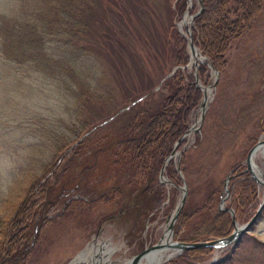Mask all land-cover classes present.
<instances>
[{
    "label": "rangeland",
    "instance_id": "obj_1",
    "mask_svg": "<svg viewBox=\"0 0 264 264\" xmlns=\"http://www.w3.org/2000/svg\"><path fill=\"white\" fill-rule=\"evenodd\" d=\"M180 4L179 0H99L102 6L97 7L98 19L91 30L96 37V50L76 62L83 71L79 87L73 84L68 88L61 84V79L34 70L32 65L7 60L0 40V256L5 254L2 248L16 252L25 244L28 247L15 263L6 264H72L100 243L110 249V262H104L102 255L99 264H127L146 259V253L160 248L157 245L164 240L197 243L220 238L212 233L204 240H187L198 227L207 231L211 225L202 221L196 225L187 218L197 206L206 205V197L214 195L216 187L226 181L237 163L243 164L258 140H264V1L248 30L226 45V64L221 73L216 69L219 77L215 86V73L201 62L196 67L188 45V64L176 63L179 23L185 16L182 29L188 34V18L197 14L200 0H193L192 4L185 0L183 7ZM23 11L21 0H0V16L22 18ZM88 42L84 43L86 48L90 47ZM202 65L207 66L205 75L199 74ZM178 69L186 72L185 82L190 75L194 77L190 84L198 87L202 95L205 87L208 107L204 119L199 122L203 95L188 125L200 127V131L188 133L185 143L177 146L179 155H173L166 164L162 177L161 166L157 187L164 195L159 200L152 195L139 210L128 209L123 199H114L113 179H119L125 199L142 184H134L135 177L126 175L124 170L116 172L118 168L113 167L111 145L118 128L128 124V116H119L127 111L130 98L145 95L150 89L156 93L150 101L155 106L167 93L162 89L167 75ZM79 91L83 92L80 96ZM117 107V114L97 124L87 147L71 157L70 143L82 134L84 125L114 114ZM195 135H200L198 144ZM182 154L186 155L187 172L180 168ZM58 156L60 162L56 164ZM88 163L94 166L84 172ZM171 163L182 184L167 176ZM254 163L264 175V156L258 154ZM49 168L50 175L53 169H60L44 189ZM184 184L185 205L175 218L172 236L162 240L181 203L183 191L179 188ZM256 185L258 200L245 206L240 220L235 219L239 224L249 222L264 201V186ZM228 194L223 207L231 208L236 215L227 201ZM220 195L224 196L225 190ZM220 199L218 203L216 198L211 200L215 206L211 215L218 213ZM17 225L27 242L17 237L19 234L14 242L9 238ZM261 240L264 241L263 216L249 233L240 237L227 264H248L261 253L257 242ZM224 249L214 250L206 261L191 260L188 264H224L221 262L228 257ZM182 253H166L159 264H176L171 260Z\"/></svg>",
    "mask_w": 264,
    "mask_h": 264
},
{
    "label": "trees",
    "instance_id": "obj_2",
    "mask_svg": "<svg viewBox=\"0 0 264 264\" xmlns=\"http://www.w3.org/2000/svg\"><path fill=\"white\" fill-rule=\"evenodd\" d=\"M179 1L181 3L180 7H183L185 0ZM263 1L202 0L203 12L198 14L194 20L193 40L203 55L208 58L209 63H213L214 68L220 73L226 64L224 61L226 45L230 43L231 38L238 37L248 30L250 22L260 12ZM21 5L25 14L22 18L10 17L9 15L0 16V40L6 59L13 60L18 64L24 62L32 65L34 70L45 71L46 75L56 80L61 79V84H65L68 88V85L73 86V84H77L79 87L82 83L81 74L83 71L79 70L80 67L78 69L79 65L76 66V62L83 55L88 56L96 50L94 48L96 37L91 34V30L93 29L94 20L98 19L97 7L102 6L99 5V0H21ZM85 41L89 43V48L84 45ZM176 41L180 44L175 50L178 54L176 63L187 65L189 61V54L186 51L187 44L181 38V35L176 37ZM207 66L202 65L199 74L205 75ZM184 73L186 72L182 73L178 69L174 76L171 75L170 78L164 81L162 89L167 90V93L155 106H152L150 101L156 93L150 89L145 95L139 94L136 98H130L131 104L135 103L133 105L128 104L129 107L125 109L127 111L119 116H128L126 118L128 124H125L126 126L123 128H118V135H116V139L113 140L114 143L111 145H114L112 150L114 152L113 167L118 168L116 172L124 170L127 173L126 175L135 177L137 182H134V184H142L131 197L125 199L126 194L122 189V185L118 184L119 179H113L116 184L112 187L113 197L115 200L123 199L125 201L124 205L128 209L139 210L143 202L149 200L152 195L157 197V200L164 195L162 189L157 187V175L160 173L162 163L171 155L174 144L180 140L185 131H188L191 115L194 110L199 108L198 105L203 96L198 87L190 84L194 77L189 74V80L185 82L183 79ZM105 86L108 87L107 91H110L109 86ZM81 94L83 92L79 91L77 95L80 96ZM119 108L117 107L114 114L107 115L101 121L99 119L96 123L87 122L84 125L82 134L79 133L75 142L70 143L72 150L69 154L71 157L80 149L87 147L90 138L95 134L97 124L106 122L110 116L118 113ZM109 122L114 123L113 120ZM109 122L107 123L110 124ZM84 135L86 136L83 137ZM195 137L198 144L200 135H195ZM185 141L183 140L179 147ZM59 156L56 164L60 162ZM181 160L180 168L182 171L187 172L186 155L182 154ZM172 163L168 165L167 176L178 185L182 184L183 182L178 178L177 171H175ZM93 166L89 164L84 168V172L88 167ZM56 169H53L51 175V169L49 168V171H47L49 174L44 189H47L51 184V180L57 177L60 168ZM245 170L246 167L243 164L237 163L229 174L228 189H230V192L227 201L231 202V206L237 211L235 219L238 221L240 215L244 211L246 212L248 204L258 200V188L255 180L249 172L245 173ZM36 182L40 183L38 180ZM224 190V183L221 186L219 184L213 193L214 195L210 193L206 197V205H203V207L197 206L195 210L192 209V214L188 215L189 217L187 216L188 220L192 219L196 225H200L202 222L204 224L209 222L211 225L207 231L198 227L192 235L187 237V240H204L212 233L214 237L225 238L233 232V221H231L229 211H223L217 206V214L211 215L210 211L213 208L215 210V206L211 205V200L216 198L218 203V199L221 198L220 194ZM261 216L264 217V212ZM181 220L184 225L185 220ZM25 226L27 227V225ZM19 229H21V226L18 225L12 229L9 238L14 242L16 235L19 234L17 237L24 240L23 242H27L24 236L20 234ZM257 242H259L258 250L261 253L256 257L254 256L248 264H264V241ZM25 245L16 252L11 250L8 252V247L7 249L2 248L3 254H5L0 256V262L3 264L7 262L15 263L18 255L24 253L28 248ZM232 250L231 246L224 249L228 257L221 263L227 264L229 262L233 254ZM213 251L214 249L211 247H208V249H189L171 261L176 264H188L191 260L206 261L212 256ZM6 255L8 256L3 257Z\"/></svg>",
    "mask_w": 264,
    "mask_h": 264
},
{
    "label": "water",
    "instance_id": "obj_3",
    "mask_svg": "<svg viewBox=\"0 0 264 264\" xmlns=\"http://www.w3.org/2000/svg\"><path fill=\"white\" fill-rule=\"evenodd\" d=\"M188 1H190L191 4L193 3V0H188ZM201 3H202V0H200V8H199L197 14L193 15V16L190 15L189 24H191V25L190 26H186L187 27L186 30L189 33L188 34L184 33L182 29L181 30L179 29V27H178V30H179V32L182 35L181 37L187 43V45H188L187 48H189L190 52H192L197 58V60L194 62V64H196V67H198L199 66L198 63L201 62V63L207 64L209 66V69H211L212 72L215 73L216 77H215V80L213 82V84L215 86L216 85L215 83L217 82V78L219 77V73L214 68V64L213 63H211V62L207 63L206 62V57H203V54L200 52V50L196 48L197 45H196V43L193 42V37H192L193 36V32H192L191 28H192V25H194V22H193L194 18L198 14L203 12L202 11L203 7H202ZM184 18H185V16L183 17V19L181 20L180 23H182ZM201 57H203V59H200ZM175 69L177 70V68H175ZM174 70L171 71L167 75L166 79H168L171 75H173V73L175 72ZM202 90H203L204 98H202V102H201L202 113L200 115L201 116V118L199 120L200 123H202V119H204V111L208 107L207 102H206L207 96L205 95V91H206L205 87L202 88ZM132 104H134V103H132ZM198 131H200V127H198V129H196V127L189 128L188 131L184 132V134L182 135L180 140L177 143L174 144V147L172 149L173 151H172L171 155L165 159V162L163 163L162 168L160 170L161 171V174H160L161 177H162V174H164V172H165L164 169H165L166 164H168L171 161L173 155H175V154L179 155L178 152H177V149H176L177 146L184 139H186L188 133H192V132L198 133ZM263 146H264V140H261V141L258 140L256 142V146H254L252 149H249V151L246 154V156H247L246 160L243 162V164H245V166L247 167V169L244 172L248 171L251 174V177L255 180V182L257 184H261L262 186H264V175L262 173V169L261 170H257L256 167L258 165H256L253 160L255 158L254 154H255L256 150L258 148H260V147H263ZM181 179H182V177H181ZM229 181H230V176L228 175V176H226V181L224 182L225 195L223 197H221V199H220L221 203H219V207L223 211H227V212L229 211L230 212L231 221H233V232L231 234H229V236H227L225 238L220 237V238L215 239V240L209 239L208 241H203V242L197 241V243H191V242L181 243L180 241L172 242L170 245L176 249V255L178 253H180V252L181 253L185 252L188 249H191V250L198 249V248L208 249V247H211L214 250H219V248H223L224 249V248H228L229 246H232V248H233L232 251H234L235 246L238 245V243H239L240 237L243 234L249 233L250 229L252 227H254L255 224L260 221L261 214H262V212H264V201H262L259 204V207L257 208L258 209L257 212H255V214L249 219V222H247L245 224H239L235 220V214H234L235 211L234 210H231V208H229V207H227V208L223 207V205H224V203L226 201L225 199L227 198V194L229 192V189H228V182ZM185 184H184L183 187L179 188V189H181V191H183V195H182L181 200H180V202H181L180 205L177 206V210L175 212L176 213L175 216L170 219L169 234L172 233L171 230H172V227H174L175 218L179 215V211L182 208V206L185 205V198H186V194H187ZM208 264H217V263H215L213 261H210Z\"/></svg>",
    "mask_w": 264,
    "mask_h": 264
},
{
    "label": "bare ground",
    "instance_id": "obj_4",
    "mask_svg": "<svg viewBox=\"0 0 264 264\" xmlns=\"http://www.w3.org/2000/svg\"><path fill=\"white\" fill-rule=\"evenodd\" d=\"M188 19H190V18H188ZM182 24H183V22L182 23H180L179 24V29L181 30L182 29ZM183 30V29H182ZM193 56H192V61L194 62V61H196V56L194 55V54H192ZM200 59H202V57L200 58ZM214 73V72H213ZM258 154H260V155H262V156H264V146L263 147H260V148H258L257 150H256V152H255V154H254V156H255V158L254 159H256L257 158V155ZM254 161V160H253ZM257 168V170H261L260 169V167L259 166H257L256 167ZM256 170V171H257ZM172 235L171 234H169V232H168V230L166 231V233H165V236L163 237V239L162 240H164L165 239V237L167 238V237H171ZM171 241L170 240H168V241H166L165 242V240H164V242L163 243H160V244H158V246H160V248L158 247V248H155V250H150V251H148L147 253H146V255H148V256H146V259H142V260H138V259H136V260H133L131 263H127V264H159V262L160 263H162V261L165 259V255H166V253H169V255H171L172 256V254H176V250H175V248L174 247H172L171 245ZM106 246V245H105ZM172 248H174L173 250H171ZM108 251H110V249L109 248H106V247H104V244L102 243H100V245H98L97 247L95 246V245H93V246H91V248H90V250L89 251H87L86 253H84L83 255H81L77 260H82V259H85L87 262H89V263H92L93 264V262H96V261H98V258H99V256H101V258H102V255L106 258V259H108L109 260V252ZM171 251V252H170ZM168 258V257H167ZM110 261V260H109Z\"/></svg>",
    "mask_w": 264,
    "mask_h": 264
}]
</instances>
